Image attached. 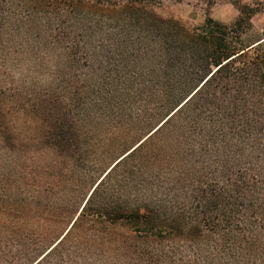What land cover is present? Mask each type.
<instances>
[{"label":"trees","instance_id":"1","mask_svg":"<svg viewBox=\"0 0 264 264\" xmlns=\"http://www.w3.org/2000/svg\"><path fill=\"white\" fill-rule=\"evenodd\" d=\"M230 1L239 12L232 21L207 15L187 28L154 11L162 0H0V33L62 4L63 24L73 15L91 34L105 31L119 57L131 49L157 59V125L87 185L80 203L50 208L43 195L55 188L44 179L0 192V264H108L109 256L115 264H264V31L256 34L252 22L264 2ZM50 37L66 66L93 61L105 81L109 46L100 42L90 53L82 35L52 30ZM12 105L39 123L47 149L72 157L71 105L4 88L0 150L14 149ZM155 133L157 164L172 167V176L157 175V207L130 206L122 190Z\"/></svg>","mask_w":264,"mask_h":264},{"label":"rangeland","instance_id":"2","mask_svg":"<svg viewBox=\"0 0 264 264\" xmlns=\"http://www.w3.org/2000/svg\"><path fill=\"white\" fill-rule=\"evenodd\" d=\"M254 2L264 0H251L248 4ZM46 11L31 12L29 21H20L12 31L0 33V88L8 94L18 90L25 99L39 93L51 102L69 103L77 121L78 146L70 158L56 156L41 138L39 123L12 105L7 118L14 132V149L0 150V192L20 186L23 181L44 179L55 191L44 194L43 203L55 208L80 203V194L87 190V185L157 125V59L137 58L130 48L128 55L121 58L105 31L91 34L71 14L63 24L58 19L59 14H67L62 4L49 5ZM154 11L173 17L187 28L202 25L207 15L227 23L239 13L230 0H162ZM18 12L21 16L26 13L23 6ZM252 22L260 35L264 27L256 20ZM52 30L57 34L69 31L74 38L82 35L90 53L100 42L109 46L112 55L110 63L103 64L104 72H108L104 73L105 81L93 61L88 66L74 65L73 69L66 66L61 49L51 42ZM150 50L156 56L157 44L152 43ZM147 142L138 162L132 164L128 185L122 190L130 206L157 207V175L166 176L169 172V178L173 173L172 167L166 170L157 164V133ZM6 177L15 179L16 184L6 182ZM60 179L63 184L58 186L55 181ZM104 260L115 264L117 258L109 256Z\"/></svg>","mask_w":264,"mask_h":264},{"label":"crops","instance_id":"3","mask_svg":"<svg viewBox=\"0 0 264 264\" xmlns=\"http://www.w3.org/2000/svg\"><path fill=\"white\" fill-rule=\"evenodd\" d=\"M245 3H249L251 0H242ZM252 20H256L257 24L264 27V11L255 15Z\"/></svg>","mask_w":264,"mask_h":264}]
</instances>
